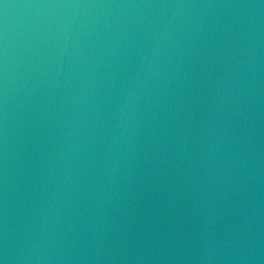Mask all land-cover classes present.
I'll return each mask as SVG.
<instances>
[{"label":"water","instance_id":"water-1","mask_svg":"<svg viewBox=\"0 0 264 264\" xmlns=\"http://www.w3.org/2000/svg\"><path fill=\"white\" fill-rule=\"evenodd\" d=\"M0 264H264V0H0Z\"/></svg>","mask_w":264,"mask_h":264}]
</instances>
